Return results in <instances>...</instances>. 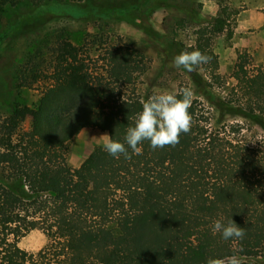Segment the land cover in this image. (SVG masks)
Segmentation results:
<instances>
[{"label":"trees","instance_id":"16d2710c","mask_svg":"<svg viewBox=\"0 0 264 264\" xmlns=\"http://www.w3.org/2000/svg\"><path fill=\"white\" fill-rule=\"evenodd\" d=\"M23 1L0 0V9ZM39 1L74 7L85 0ZM87 1L97 15L118 18L139 16L146 3ZM213 24L220 33L226 19ZM88 44L68 37L58 41L52 83L33 111L31 130L20 129L25 111L18 105L0 121V264H42L20 245L33 229L54 239L53 257L65 264H206L210 257H225L213 255L212 223L220 218L225 224L234 220L245 236L224 240L218 233L219 243L232 248L242 264H260L264 153L254 155V175L241 194L229 195L221 184L244 149L247 130L254 125L264 130V68L250 67L240 54L237 83L219 99L192 93L191 130L175 147L154 150L145 140L142 154L128 148V157L119 159L101 148L75 171L66 160L70 140L93 126L123 143L141 101L155 93L138 85L147 56L135 45L103 42L104 51L94 56ZM174 45L176 55L185 50L180 42ZM185 88L175 92L178 98ZM94 176L107 179L108 186L93 187ZM117 210L137 216L120 234L110 227Z\"/></svg>","mask_w":264,"mask_h":264},{"label":"rangeland","instance_id":"374dc122","mask_svg":"<svg viewBox=\"0 0 264 264\" xmlns=\"http://www.w3.org/2000/svg\"><path fill=\"white\" fill-rule=\"evenodd\" d=\"M38 2L24 0L17 8L0 9V121L18 105L25 111L21 130L34 127L33 111L52 83L54 48L65 37L79 45L97 40L88 44L94 56L104 51L103 42L133 44L147 56L146 71L138 75V85L155 93H175L185 86L194 96L210 102L237 83L240 54L247 57L250 67L264 68V25L248 20L252 17L249 9L254 5L264 9V0H146L139 16L130 18L97 15L86 0L74 7ZM35 13V18H29ZM219 17L226 19L220 33L214 31L213 24ZM175 42L188 51L199 49L210 61L192 72L175 67ZM259 42L262 47H255ZM104 134L110 136L108 130L87 126L67 143L66 160L72 169L79 171L99 153ZM256 153H264V130L259 125L247 130L244 149L222 181L227 194L239 195L247 187L254 175ZM92 186L107 187L108 180L94 176ZM136 220L135 214L117 210L111 215L110 227L120 234ZM213 241L214 256L234 255L232 248L219 243L218 234L213 235ZM20 245L35 253L42 264H65L53 257L55 241L40 229L31 230Z\"/></svg>","mask_w":264,"mask_h":264},{"label":"clouds","instance_id":"9594fccd","mask_svg":"<svg viewBox=\"0 0 264 264\" xmlns=\"http://www.w3.org/2000/svg\"><path fill=\"white\" fill-rule=\"evenodd\" d=\"M191 47V46H189ZM210 57L199 49L188 51L182 50L176 55L173 64L177 68H184L189 72L196 71L197 67L210 61ZM192 92L185 88L180 98L175 93L167 91L154 93L147 100L141 101L142 111L138 112L134 126L126 130L124 142L113 140L107 134L104 138L103 149L111 156L119 159L123 154L128 157V148L133 154H142L139 146L145 140L150 142L151 147L164 148L175 147L179 143L182 133L187 134L191 130V115L189 109L192 103ZM127 145V147H126ZM213 235L221 234L224 240L243 239L245 231L234 220L227 224L223 218L216 219L212 223ZM206 264H242L237 255H229L224 258H208Z\"/></svg>","mask_w":264,"mask_h":264},{"label":"crops","instance_id":"0c3cea01","mask_svg":"<svg viewBox=\"0 0 264 264\" xmlns=\"http://www.w3.org/2000/svg\"><path fill=\"white\" fill-rule=\"evenodd\" d=\"M254 6L255 7H253L252 9H249V11L252 12V15H251L252 17H249L248 20L252 21V23H254L255 25H264V11H262L264 9L259 10V6H257V5H254ZM242 23H243L242 15H240L239 27H242ZM258 46L262 47L260 42L257 45L255 44V47H258ZM261 56H262V60L264 62V55H261Z\"/></svg>","mask_w":264,"mask_h":264}]
</instances>
